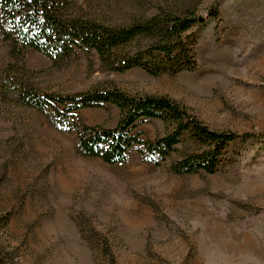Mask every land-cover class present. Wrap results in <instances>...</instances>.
Masks as SVG:
<instances>
[{
  "label": "rangeland",
  "instance_id": "1",
  "mask_svg": "<svg viewBox=\"0 0 264 264\" xmlns=\"http://www.w3.org/2000/svg\"><path fill=\"white\" fill-rule=\"evenodd\" d=\"M115 22L159 9L193 11L194 71L151 76L102 69L97 53L60 67L29 50L25 65L41 90L71 96L92 87L164 96L212 130L238 139L218 172L173 173L199 151L188 132L164 159L135 144L122 164L76 153V133L35 110L0 109V264H264V0H106ZM14 60L0 43V74ZM113 128V104L77 111ZM142 118L134 132L153 141L175 128ZM248 134V137L244 135ZM158 160L154 164L146 159Z\"/></svg>",
  "mask_w": 264,
  "mask_h": 264
},
{
  "label": "trees",
  "instance_id": "2",
  "mask_svg": "<svg viewBox=\"0 0 264 264\" xmlns=\"http://www.w3.org/2000/svg\"><path fill=\"white\" fill-rule=\"evenodd\" d=\"M106 0H0V43H6L14 60L0 74V109L10 104L31 108L55 129L76 133L75 151L107 164H122L131 147L143 144L149 155L164 160L186 131L199 151L172 164L173 173L220 170L236 133L212 130L164 96L129 95L116 87H92L71 96L41 91L33 83L34 70L25 65V54L34 50L45 55L52 67H60L94 50L102 69L125 72L139 68L151 76L196 69V36L199 17L159 9L129 22H115L105 11ZM110 103L120 110L113 128L87 125L77 111ZM142 118L175 123L153 141H142L134 132ZM248 137V134L244 135ZM158 164V160L146 159ZM7 221L0 215V224Z\"/></svg>",
  "mask_w": 264,
  "mask_h": 264
},
{
  "label": "water",
  "instance_id": "3",
  "mask_svg": "<svg viewBox=\"0 0 264 264\" xmlns=\"http://www.w3.org/2000/svg\"><path fill=\"white\" fill-rule=\"evenodd\" d=\"M199 20L201 21V20H202V18H201V17H199Z\"/></svg>",
  "mask_w": 264,
  "mask_h": 264
}]
</instances>
